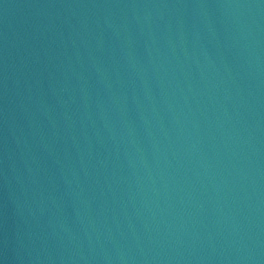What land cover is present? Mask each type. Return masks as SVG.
Wrapping results in <instances>:
<instances>
[{
  "label": "water",
  "instance_id": "1",
  "mask_svg": "<svg viewBox=\"0 0 264 264\" xmlns=\"http://www.w3.org/2000/svg\"><path fill=\"white\" fill-rule=\"evenodd\" d=\"M0 264H264V0H0Z\"/></svg>",
  "mask_w": 264,
  "mask_h": 264
}]
</instances>
